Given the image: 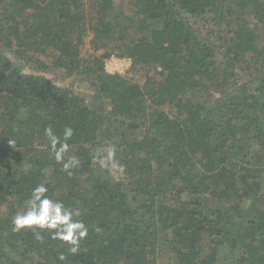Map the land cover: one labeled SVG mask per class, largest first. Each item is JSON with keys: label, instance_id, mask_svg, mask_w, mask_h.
<instances>
[{"label": "trees", "instance_id": "1", "mask_svg": "<svg viewBox=\"0 0 264 264\" xmlns=\"http://www.w3.org/2000/svg\"><path fill=\"white\" fill-rule=\"evenodd\" d=\"M113 143L122 177L92 161ZM40 183L79 254L12 230ZM0 264H264V0H0Z\"/></svg>", "mask_w": 264, "mask_h": 264}, {"label": "clouds", "instance_id": "2", "mask_svg": "<svg viewBox=\"0 0 264 264\" xmlns=\"http://www.w3.org/2000/svg\"><path fill=\"white\" fill-rule=\"evenodd\" d=\"M74 131L72 127L66 126L61 137L50 126L44 129L55 161L62 165V170L69 176L72 175L71 170L80 163L76 155L69 154V141ZM8 143L14 145L15 141L9 140ZM92 161L114 178L122 177L126 172V166L120 162L117 145L114 143L95 149ZM49 192V188L43 183L37 184L31 190L29 197L12 217V230H31L38 241H43L45 235H49L52 239L66 244L68 253L77 255L81 251L82 242L88 237L89 227L83 220L76 219L80 215L79 210H74L62 200L54 199ZM96 231L100 229L97 228ZM58 259L64 262L67 256L61 252Z\"/></svg>", "mask_w": 264, "mask_h": 264}, {"label": "built area", "instance_id": "3", "mask_svg": "<svg viewBox=\"0 0 264 264\" xmlns=\"http://www.w3.org/2000/svg\"><path fill=\"white\" fill-rule=\"evenodd\" d=\"M131 60L127 57L110 55L104 60V71L110 75L124 76L131 68Z\"/></svg>", "mask_w": 264, "mask_h": 264}, {"label": "rangeland", "instance_id": "4", "mask_svg": "<svg viewBox=\"0 0 264 264\" xmlns=\"http://www.w3.org/2000/svg\"><path fill=\"white\" fill-rule=\"evenodd\" d=\"M54 74H56V71H54L53 73L48 74L47 76H48L50 79H54ZM126 75H127V73H126ZM133 79L136 80V81H139V82L142 81V77L139 76V75H135ZM74 85H75V84H74Z\"/></svg>", "mask_w": 264, "mask_h": 264}]
</instances>
